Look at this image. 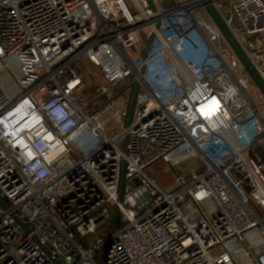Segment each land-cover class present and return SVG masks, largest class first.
Instances as JSON below:
<instances>
[{"label":"built area","instance_id":"built-area-1","mask_svg":"<svg viewBox=\"0 0 264 264\" xmlns=\"http://www.w3.org/2000/svg\"><path fill=\"white\" fill-rule=\"evenodd\" d=\"M153 3L0 0V264H264V0Z\"/></svg>","mask_w":264,"mask_h":264},{"label":"water","instance_id":"water-1","mask_svg":"<svg viewBox=\"0 0 264 264\" xmlns=\"http://www.w3.org/2000/svg\"><path fill=\"white\" fill-rule=\"evenodd\" d=\"M146 1L148 2L150 9L152 11H155L156 9H155L153 0H146ZM204 8H205L206 12L208 13V15L210 16V18L212 19V21L214 22V24L217 26V28L221 32V34L223 35V37L225 38L226 42L228 43V45L230 46V48L232 49V51L234 52V54L236 55V57L238 58L240 63L242 64V66L245 69L246 73L249 75V77L251 78L252 82L255 84V86L257 87L258 91L260 92V94L264 98V79L262 78L260 73L257 71L255 66L253 65L252 61L250 60V58L246 54L245 50L240 45V43L237 41V39L233 35L232 31L230 30V28L226 24L225 20L223 19V17L219 13V11L214 7V5H212L211 3H204ZM156 27H157V29L160 27V22L157 23ZM154 38H155V34L152 33L149 36V38L147 39L146 51L144 52V55H143L144 59L147 57V52L150 49ZM138 88H139L138 83H135V85L133 87V90H132V94H131V99H130V104H129V111H128V117H127V120H126V126L127 127H129L131 125V122H132V116H133V111H134V108H135V101H136ZM127 142H128V136L125 137V142H124V147L125 148L127 146ZM124 180H125V164H123V167H122L121 183H120V189H119V194H118V205L115 208L114 217H113V220H112V223H111V234L116 231L117 224H118V218H119V212H120L119 204L121 202V198H122V194H123ZM0 206L3 209H5V210H7V208H8V206L1 199H0ZM12 216L15 218L16 222L25 230L26 233H29V234L31 233V230L29 229V227L25 223H22L17 218L16 215H12ZM32 239L37 244H39L38 239L36 238V236L33 235ZM109 246L110 245H108L105 248V252H104L105 254L107 253V251L109 249ZM40 247L54 261L55 264H61L51 254L50 250L46 246L40 245Z\"/></svg>","mask_w":264,"mask_h":264},{"label":"rangeland","instance_id":"rangeland-1","mask_svg":"<svg viewBox=\"0 0 264 264\" xmlns=\"http://www.w3.org/2000/svg\"><path fill=\"white\" fill-rule=\"evenodd\" d=\"M90 82H91V79H87V88L81 94L85 98V100L82 103L92 99L91 96L89 95L88 91L93 89L96 85H89ZM11 91H12V93H14V92L17 93V91H18L17 86L12 85ZM117 133H118V131L116 132V130H115L111 135H115ZM120 145L123 146V143L121 142ZM194 165H196L195 162H192L190 164H189V162H187L184 165H179L176 168V170L178 173L179 172L180 173L190 172L192 170L191 166H194ZM173 170L174 169L171 168L165 162L159 161L155 165H153L151 168H149L147 170V173H149L152 177L157 179L159 184L163 188L170 190V191H173L174 189L177 188V186H176V173ZM102 253H99V255L97 256V260L99 263L102 262V259H101Z\"/></svg>","mask_w":264,"mask_h":264},{"label":"crops","instance_id":"crops-1","mask_svg":"<svg viewBox=\"0 0 264 264\" xmlns=\"http://www.w3.org/2000/svg\"><path fill=\"white\" fill-rule=\"evenodd\" d=\"M253 240H254V238L252 237V238H251V241H253Z\"/></svg>","mask_w":264,"mask_h":264}]
</instances>
